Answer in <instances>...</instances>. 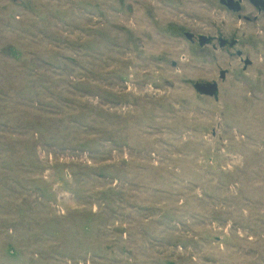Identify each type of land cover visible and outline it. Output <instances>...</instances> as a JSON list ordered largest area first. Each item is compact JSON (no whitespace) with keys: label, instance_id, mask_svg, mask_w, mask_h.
Masks as SVG:
<instances>
[{"label":"rangeland","instance_id":"rangeland-1","mask_svg":"<svg viewBox=\"0 0 264 264\" xmlns=\"http://www.w3.org/2000/svg\"><path fill=\"white\" fill-rule=\"evenodd\" d=\"M259 16L0 0V264H264Z\"/></svg>","mask_w":264,"mask_h":264},{"label":"flooded vegetation","instance_id":"flooded-vegetation-1","mask_svg":"<svg viewBox=\"0 0 264 264\" xmlns=\"http://www.w3.org/2000/svg\"><path fill=\"white\" fill-rule=\"evenodd\" d=\"M220 2L222 3V5L227 7L230 11L237 13L239 19H245L246 21H251L252 19L255 21H258V19L260 17L259 14L264 13V0H220ZM247 5L249 7H251V10L244 12L245 6H247ZM199 36H198V39H200ZM194 38L195 37L193 36L190 40H194ZM223 38L227 39L228 41L226 42L225 45L221 46L220 43L222 42ZM212 40L213 39L211 37V42H212ZM218 40H219L220 46L223 48H227L229 51H230V49L235 48L239 42V40L237 38L228 39V38H225L222 36L219 37ZM233 40H236V43L234 45L231 44ZM199 42H200V40H199ZM239 51H242V50L237 49L235 51L237 53V55H239ZM242 56H243V51H242Z\"/></svg>","mask_w":264,"mask_h":264},{"label":"water","instance_id":"water-1","mask_svg":"<svg viewBox=\"0 0 264 264\" xmlns=\"http://www.w3.org/2000/svg\"><path fill=\"white\" fill-rule=\"evenodd\" d=\"M186 36L189 39H191L194 36V34H192L190 32H187ZM199 38H200L199 39L200 40V44L202 46L207 44V43H209V42H211V37H208V36H205V35H200ZM227 41H228L227 39L223 38L222 42L220 43L221 46L225 45ZM235 43H236V40H233L231 44L234 45ZM239 55L242 56V51H239ZM244 62H245L244 68L247 69V67L249 65H252L253 61L249 57H246L244 59ZM226 74H227V71L223 70L221 72V77L223 79H225L226 78ZM195 88L201 94L211 95V96H214L216 99H219L220 90H219V85H218L217 81L197 82V83H195Z\"/></svg>","mask_w":264,"mask_h":264}]
</instances>
